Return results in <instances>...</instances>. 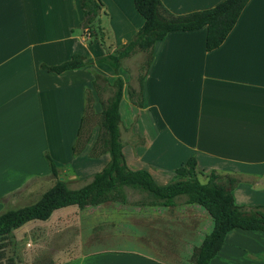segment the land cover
<instances>
[{"label": "crops", "instance_id": "crops-1", "mask_svg": "<svg viewBox=\"0 0 264 264\" xmlns=\"http://www.w3.org/2000/svg\"><path fill=\"white\" fill-rule=\"evenodd\" d=\"M161 1L181 16L224 0ZM101 2L104 44L99 38L77 37L83 17L79 0H0V188H7L0 193V214L13 194L29 196V187L51 175L47 154L58 169L71 167L83 178L110 161L109 154L88 157V149L73 157V145L88 96L96 112L100 105L95 76L110 84L117 78L97 63L131 42L145 19L134 0ZM206 39L203 28L172 32L155 44L144 61L143 106L129 99V86L138 88L137 77L129 84L121 67V120L126 103L133 124L132 142L123 149L127 165L149 171L158 185L167 186L178 180L176 170L195 158L206 182L213 171L240 180L233 192L238 206L264 207V0H250L221 47L207 52ZM76 54L89 65L62 74L41 67L60 65ZM122 130L132 134L130 124ZM180 201L174 207L137 208L135 214L149 220L135 226L137 251H102L97 244L58 264H193V250L214 224L204 208ZM68 213L57 210L41 224L61 222ZM210 264H264V233L231 231Z\"/></svg>", "mask_w": 264, "mask_h": 264}, {"label": "trees", "instance_id": "trees-1", "mask_svg": "<svg viewBox=\"0 0 264 264\" xmlns=\"http://www.w3.org/2000/svg\"><path fill=\"white\" fill-rule=\"evenodd\" d=\"M83 12V32L90 38H99L105 43L102 28L101 0H79ZM139 14L145 19L143 27L136 37L121 47L116 53L106 55L100 62L109 64L116 75L110 84L108 79L96 75L94 88L102 100L100 113V132L90 152L93 157L109 154L110 161L102 171L94 174L81 188H71L60 179L59 169L47 154L50 173L56 179L55 184L40 199L28 206L8 210L0 214V260L4 257V241H14V231L31 221H47L59 209L77 206L83 210L108 203L128 204V190L144 194L139 204L143 206L174 207L183 199L186 205H199L213 220V229L199 247L193 250V264H210L217 257L227 235L236 229L260 231L264 233V207H241L235 202L233 192L239 179L231 175H219L215 171L208 175V181L202 183L197 172V160L190 158L185 166L176 170L178 180L167 186L158 185L147 170H131L124 155L121 139L120 104L125 83L119 75L123 61L137 52L148 57L155 44L164 40L172 32H192L207 28L206 51L212 52L225 42L235 28L241 14L250 0H224L213 8L175 16L165 9L161 0H134ZM86 57L81 54L56 66L42 65L45 70L56 74L77 70L88 66ZM138 88L129 86V97L140 106L144 104L143 80L144 64L139 67ZM90 96L87 98L85 115L78 132L73 153L81 154L90 140L82 139L90 110ZM88 133V132H87Z\"/></svg>", "mask_w": 264, "mask_h": 264}, {"label": "rangeland", "instance_id": "rangeland-1", "mask_svg": "<svg viewBox=\"0 0 264 264\" xmlns=\"http://www.w3.org/2000/svg\"><path fill=\"white\" fill-rule=\"evenodd\" d=\"M80 12L81 10L79 9V13ZM81 20V22L79 21L77 37H89L83 32V17ZM145 57L146 55L144 53L137 52L134 56L123 61V72L129 77V84L131 83L134 85L136 83V77L140 74L139 67L144 64ZM97 64L105 63L99 62ZM105 65L113 70L109 64ZM106 98L107 95L102 96V99L100 97V105L97 109V113L94 108L95 100L90 96L91 108L87 114V123L85 133L83 134L84 137L82 139L84 142L88 134L91 132L90 140L86 143L83 151L85 152V150L88 149V157L90 158H97L93 157L90 152L100 132L99 112L101 110V102L102 100L105 101ZM127 110L129 109L126 108L125 103L122 107L121 123V139L124 147L130 146L129 143L132 142L133 136V124L131 122L132 114H129ZM129 124L132 127V134L126 133L127 131L122 130L123 128L125 129V125ZM75 144L73 147H75ZM79 155L73 153V157ZM81 164L83 163L81 162ZM47 166H49V163ZM48 170L50 172V166ZM82 170H85V167L82 168ZM79 172L73 170L71 167L59 169L60 179L66 181L71 188H81L90 182L89 179L91 178V175L83 178ZM199 179L202 183H206L205 176L200 175ZM55 182L56 179L50 174L43 179L37 180L34 186L29 187V189L32 190L30 191L29 196L25 195V192L13 194L5 211L33 204L38 201L40 197L55 184ZM2 189L0 188V193H2ZM128 195L129 203L126 205L120 203H108L103 205L104 207L102 208L91 209L88 207L83 210L79 209L77 206H71L66 207L67 209H59V211L63 212H65V210L69 211V213L63 217L61 222L42 225L41 223L43 221H35L36 224L31 225L25 230H20L16 234L14 233V241H4L6 246L3 249L4 257L0 260V264H58L61 261L62 263H66L70 258H79L82 253H87V251H89L88 249H91V247L94 245L96 246L97 244L99 245L97 249H101L102 251L105 249L113 251L121 250L125 252L135 251L137 248H140L139 243L132 240V237H137L138 233V229L135 226H142L145 221L148 223L149 220L143 219V221L140 219L141 216L139 213L135 214V212H138L137 208L143 206L139 204V202L143 200L145 195L130 189L128 190ZM178 204H182V202L178 201ZM103 231L106 233L105 235H102ZM101 250L96 253H100Z\"/></svg>", "mask_w": 264, "mask_h": 264}]
</instances>
